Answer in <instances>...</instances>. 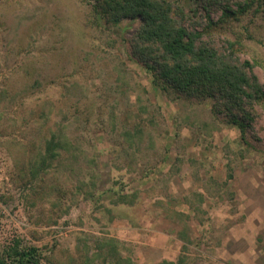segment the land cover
I'll list each match as a JSON object with an SVG mask.
<instances>
[{
	"label": "rangeland",
	"instance_id": "obj_1",
	"mask_svg": "<svg viewBox=\"0 0 264 264\" xmlns=\"http://www.w3.org/2000/svg\"><path fill=\"white\" fill-rule=\"evenodd\" d=\"M168 1L249 62L263 95L243 103L244 131L213 99L152 83L131 50L137 19L97 26L87 1L0 0L3 258L19 243L40 264H264V13L223 19L244 0H221L210 27L201 0ZM58 129L73 147L35 178Z\"/></svg>",
	"mask_w": 264,
	"mask_h": 264
},
{
	"label": "trees",
	"instance_id": "obj_2",
	"mask_svg": "<svg viewBox=\"0 0 264 264\" xmlns=\"http://www.w3.org/2000/svg\"><path fill=\"white\" fill-rule=\"evenodd\" d=\"M91 4L92 20L97 26L119 25L124 20L137 19L138 27L131 39L133 56L152 76V83L166 93H178L191 98L215 101L219 111H225L232 122L245 130L243 103L262 97L263 90L257 78L245 71L249 65L236 63L230 55L221 54L213 45L201 40V32H192L178 22L173 14L172 3L168 0H82ZM221 0H201L207 10L210 27L214 25L211 10L220 6ZM223 4V3H221ZM223 19L239 18L256 7V12L264 13V0H244L238 8L223 4ZM232 46L233 43L230 42ZM247 115V114H246ZM136 133L142 134L139 127ZM124 134L131 135L127 130ZM67 144L73 147L62 129L52 131L45 139L44 151L33 177L47 170L57 159ZM69 149V148H68ZM73 157V155H72ZM77 156H74L76 158ZM93 184V183H92ZM125 200L128 195L121 194ZM0 254V264H40L38 250L34 246L13 245ZM2 257V258H1ZM118 259V258H117ZM132 264L118 259L116 264ZM159 264H172L163 260Z\"/></svg>",
	"mask_w": 264,
	"mask_h": 264
},
{
	"label": "crops",
	"instance_id": "obj_3",
	"mask_svg": "<svg viewBox=\"0 0 264 264\" xmlns=\"http://www.w3.org/2000/svg\"><path fill=\"white\" fill-rule=\"evenodd\" d=\"M256 253L258 252L256 249L254 250ZM262 251H263V255H262V257L264 258V248L262 249Z\"/></svg>",
	"mask_w": 264,
	"mask_h": 264
}]
</instances>
